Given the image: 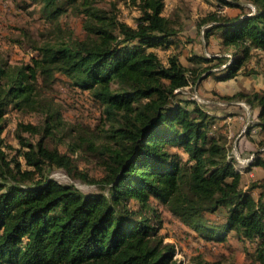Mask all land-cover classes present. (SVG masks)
Here are the masks:
<instances>
[{
	"label": "trees",
	"instance_id": "1",
	"mask_svg": "<svg viewBox=\"0 0 264 264\" xmlns=\"http://www.w3.org/2000/svg\"><path fill=\"white\" fill-rule=\"evenodd\" d=\"M36 1L58 30L63 13L80 11L87 34L36 46L40 57H33V64L11 65L0 57V264H182L175 258L176 244L165 241L160 231L159 204L207 240L223 241L232 231L253 242L256 260L264 264V184L243 185L228 136L211 130L217 116L183 95L191 83L209 77L228 81L246 72L252 49L264 50V0H246L252 10L236 16L209 19L207 36L219 30L223 44L243 49L230 63L225 53L196 52L187 61L173 52L165 61L156 48L180 43L164 14L165 0H139L135 26L98 7L97 0ZM218 2L243 7L236 0ZM56 73L90 91L109 123L106 137L113 144L82 139L102 159L101 178L80 173L100 186L97 192L84 193L44 174L47 162L66 169L72 163L70 156L44 143L63 124L61 111L41 95ZM220 97L246 98L257 106L248 134L254 128L264 131V95ZM10 107L46 113L42 125L20 122L17 127L28 147L18 155L30 169L6 151ZM23 131L42 133V138L36 145L26 142ZM172 147L183 149L186 158ZM251 165H264V159L255 158ZM222 214L216 221L215 215ZM191 261L222 264L201 254Z\"/></svg>",
	"mask_w": 264,
	"mask_h": 264
},
{
	"label": "rangeland",
	"instance_id": "2",
	"mask_svg": "<svg viewBox=\"0 0 264 264\" xmlns=\"http://www.w3.org/2000/svg\"><path fill=\"white\" fill-rule=\"evenodd\" d=\"M236 1L241 2L243 7L221 5L218 0H165L164 14L178 31L180 43L177 47H158L156 50L165 61L173 52L178 53L182 61H187L188 56L196 52L207 56L225 53L230 63L235 57L243 55V49L223 44L219 30L208 36L206 31L209 19L214 14L236 16L252 10L246 0ZM138 2L97 0V6L135 26L141 16ZM84 21L85 15L71 8L59 17L57 23L62 29L58 30L55 29L56 23H52L42 12V3L36 0H0V57L11 65L33 64L32 58L40 57L36 46L47 42L85 39L87 30ZM244 64L246 72H240L234 79L218 81L209 77L201 84L191 83L183 89V95L196 100L204 109L217 116L211 130L221 131L228 136L229 154L238 169L243 171L248 166L243 175V185L249 187L253 183L264 184V165H251L255 158L264 159V131L254 128L248 134L257 119L258 107H253L246 98L220 97L221 94L234 95L238 92L248 95L258 92L264 95V50L253 48L250 58ZM39 82L40 85L45 83L41 76ZM45 84L48 85L42 87V98L61 111L63 124L54 134L45 137L44 143L70 156L72 163L71 168L66 169L47 162L44 174L62 183L73 184L84 193L97 192L100 186L81 178L80 173H86L89 179L101 178L104 175L102 159L89 149L87 140L82 139L93 140L96 145L105 142L113 144L106 137L110 126L105 119L103 107L94 100L90 91L74 85L65 74L56 73L55 79ZM43 111L27 112L10 107L6 116V151L9 158L21 160L23 169L31 167L26 166L22 155H18V150L28 149L17 135L18 124L42 125L46 118ZM221 116L226 121H218ZM22 135L26 142L35 145L42 138V133L23 131ZM171 149L186 158L183 149ZM238 160H243L242 164ZM262 189L261 186L257 187L254 196L257 197ZM157 206L162 211L163 225L160 231L165 235V241L175 243L185 260L190 261L201 254L209 260H220L222 264H260L254 255L253 242L238 239L232 231L223 241L207 240L172 215L163 204ZM222 218L223 214L218 217L215 215L216 221Z\"/></svg>",
	"mask_w": 264,
	"mask_h": 264
},
{
	"label": "built area",
	"instance_id": "3",
	"mask_svg": "<svg viewBox=\"0 0 264 264\" xmlns=\"http://www.w3.org/2000/svg\"><path fill=\"white\" fill-rule=\"evenodd\" d=\"M242 161H243V160H238V163L242 164ZM245 161H246V160H245ZM235 167H236L237 170H239L236 164H235ZM239 171H242V170H239ZM175 258H176L177 260L181 261L182 264H194V262L191 261V260H190V261H189V260H185V259L183 258V256L181 255V252L179 251L178 248H176Z\"/></svg>",
	"mask_w": 264,
	"mask_h": 264
},
{
	"label": "crops",
	"instance_id": "4",
	"mask_svg": "<svg viewBox=\"0 0 264 264\" xmlns=\"http://www.w3.org/2000/svg\"><path fill=\"white\" fill-rule=\"evenodd\" d=\"M229 117H231V116H229ZM219 120H223V121H226V118H223L222 116L220 117V118H218V121ZM216 124V123H215ZM247 165H246V168L243 170V171H239L242 175H245V173H246V171H247Z\"/></svg>",
	"mask_w": 264,
	"mask_h": 264
}]
</instances>
